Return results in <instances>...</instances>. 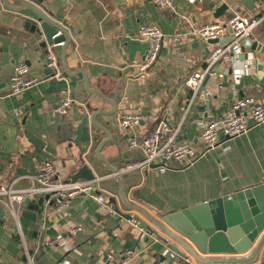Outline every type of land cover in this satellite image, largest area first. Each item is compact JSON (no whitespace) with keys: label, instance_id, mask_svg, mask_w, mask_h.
<instances>
[{"label":"crops","instance_id":"0c3cea01","mask_svg":"<svg viewBox=\"0 0 264 264\" xmlns=\"http://www.w3.org/2000/svg\"><path fill=\"white\" fill-rule=\"evenodd\" d=\"M10 1L16 6L15 0ZM21 1L65 22L72 39L66 61L73 75L66 74L65 80L50 77L45 65L48 44L30 24L37 17L31 10H10L0 0V185L17 179L15 188L29 187L44 162L53 164L57 179L71 180L77 169L73 160L77 150L69 148L71 141L62 126L68 121L77 124L83 116L81 100L87 92L82 88L80 98L75 95L83 78L79 70L86 72L91 88L107 97L120 89L117 114L103 120L114 128L113 136L129 164L143 159L139 151L129 148V141L143 140L161 122L171 129L180 126L179 139L194 142L192 165L180 168L176 162H163L160 168L140 170L141 179L129 192L131 202L158 217L264 181V125L234 139L222 138L205 154L198 141L204 126L222 116L236 99L263 97L264 21L247 50L249 62L220 61L215 74L204 80L195 96L185 84L192 73L208 67L213 52L230 42L228 35L213 43L201 40L197 29L207 23L225 22L234 12L264 18V0H202L195 5L172 0L174 11L161 10L153 0ZM223 5L228 9L217 18V10ZM149 24H157L164 38L158 61L149 74L141 76L138 66L148 47L139 40L138 32ZM54 47L61 61L62 44ZM18 63H26L28 77L38 83L14 95L10 81ZM68 89L75 104L65 117L55 121V108ZM89 100L100 109L113 108L95 94ZM122 114L139 115L141 121L123 129L119 120ZM113 152L117 154L115 147L103 150L106 157H112ZM100 189L109 200L112 195L101 185ZM5 200L0 199V264H112L107 258L112 252L119 257L129 253L127 264H183L168 248L169 238L144 217L154 233L133 222L119 221L113 205L114 212L109 213L90 195L72 198L65 215L55 197L26 199L18 217L23 238ZM78 227L82 230L71 235L70 230ZM56 239L55 246L46 245ZM254 264H264V245Z\"/></svg>","mask_w":264,"mask_h":264},{"label":"water","instance_id":"95a60500","mask_svg":"<svg viewBox=\"0 0 264 264\" xmlns=\"http://www.w3.org/2000/svg\"><path fill=\"white\" fill-rule=\"evenodd\" d=\"M1 2L10 10H31L35 14L37 18L30 20L32 31L43 36L48 46L62 44L61 61L65 75H73L66 61L67 49L72 45V39L65 22L57 18L52 19L34 5L21 0H15L16 6L12 5L10 0ZM227 9L226 5L221 6L216 17L219 18ZM79 73L83 78L78 82L75 95L79 99L82 88L87 92V96L81 100L85 106L82 109L83 116L77 124L68 121L62 126L71 141L69 148L77 150V155L73 156L77 169L71 181L100 179V185L112 195L109 203L115 207L118 220L137 219L143 231L154 233L155 230L142 219L144 217L169 238L171 242H167L168 248L183 260V264L256 263L264 245V183L179 212L159 214L156 217L146 208L129 200L130 189L138 185L141 171L137 169L121 173L129 163L124 160L113 136L114 128L110 122L103 120V117H113L117 114L118 102L121 100L120 89L115 95L107 97L90 87L85 71L79 70ZM93 94L110 104L112 110L92 106L89 98ZM61 117L56 114L55 121H59ZM112 147L116 148L117 154L114 155L113 152L112 157L104 156L103 150ZM159 167L151 165L145 170Z\"/></svg>","mask_w":264,"mask_h":264},{"label":"built area","instance_id":"2783aa9c","mask_svg":"<svg viewBox=\"0 0 264 264\" xmlns=\"http://www.w3.org/2000/svg\"><path fill=\"white\" fill-rule=\"evenodd\" d=\"M190 5H195L202 0H185ZM163 11H174L175 6L172 0H153ZM264 18L245 16L239 12L225 22H212L199 27L196 31L198 38L204 41L220 40L228 35L230 42L213 52L208 59V67L205 70H198L192 73L185 84L194 96L198 94L207 76L215 74L220 61L230 62L238 59L247 63L251 59L248 49L252 45L255 30L262 24ZM138 38L147 44V53L138 71L141 76L149 74L159 58L164 35L157 24L144 25L139 29ZM179 35L175 36L178 40ZM45 65L51 71V78L65 80V73L60 58L54 46H48L45 54ZM30 68L26 63L15 65L14 74L10 81L11 93L21 94L38 83L35 78H29ZM75 104L71 97V91L64 90L55 113L65 117L70 108ZM123 129L137 126L141 117L134 114H122L119 118ZM264 125V95L260 100L253 97H242L235 100L231 107L219 118L208 122L201 131L198 141L204 146L205 151L215 149L222 141L237 138L249 132L256 126ZM180 126L171 129L166 122L159 123L154 130L143 140L129 141V148L139 151L143 159L140 162L129 164L123 172L139 169H148L151 165L162 166L163 162H176L180 168L192 165L191 156L194 153L192 141L179 139ZM159 167V168H160ZM17 179L12 180L8 185H0V199L5 198L4 205L15 220L17 232L21 234L19 224V212L26 199H37L40 196L55 197L59 203V210L66 214L70 207L71 199L80 195H90L97 202L104 206L107 212L113 213V207L108 198L102 194L100 179L93 181H63L57 179L56 170L50 162L39 165L37 174L31 178L30 186L24 189L15 188ZM264 183V181L262 182ZM141 218V217H140ZM135 226L139 227V220L132 219ZM82 229L72 228L71 235L75 236ZM24 240V239H23ZM59 239L46 242L48 246H55ZM112 264H127L130 254L117 256L114 252L107 254ZM30 264L31 261H29ZM179 264V263H178Z\"/></svg>","mask_w":264,"mask_h":264},{"label":"rangeland","instance_id":"374dc122","mask_svg":"<svg viewBox=\"0 0 264 264\" xmlns=\"http://www.w3.org/2000/svg\"><path fill=\"white\" fill-rule=\"evenodd\" d=\"M142 217V216H141Z\"/></svg>","mask_w":264,"mask_h":264}]
</instances>
